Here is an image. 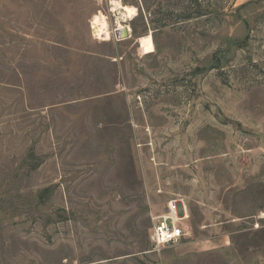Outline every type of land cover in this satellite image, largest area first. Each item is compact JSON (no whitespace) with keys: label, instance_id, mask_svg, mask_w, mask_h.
Returning <instances> with one entry per match:
<instances>
[{"label":"rangeland","instance_id":"374dc122","mask_svg":"<svg viewBox=\"0 0 264 264\" xmlns=\"http://www.w3.org/2000/svg\"><path fill=\"white\" fill-rule=\"evenodd\" d=\"M110 1L0 0V264H264V0Z\"/></svg>","mask_w":264,"mask_h":264},{"label":"built area","instance_id":"2783aa9c","mask_svg":"<svg viewBox=\"0 0 264 264\" xmlns=\"http://www.w3.org/2000/svg\"><path fill=\"white\" fill-rule=\"evenodd\" d=\"M188 217V207L182 198H170L164 211L152 217L149 239L155 249L178 242L184 235L181 223Z\"/></svg>","mask_w":264,"mask_h":264},{"label":"bare ground","instance_id":"6f19581e","mask_svg":"<svg viewBox=\"0 0 264 264\" xmlns=\"http://www.w3.org/2000/svg\"><path fill=\"white\" fill-rule=\"evenodd\" d=\"M121 5L122 4L119 1H116V0H111L110 1V6H111V10L112 11H118V9L121 10ZM120 15L121 16L119 18L121 20H123V21H126L122 11L120 12ZM120 25H121V23L118 22L117 26L120 27ZM123 28H126V27H122L120 29H117L116 31H120ZM91 30H92V34L94 36L102 35L104 40L110 39V32H109V28H108V23H107L106 17H105L104 14H102L100 12L96 15V19H95V21L92 24ZM118 39H122V37H120Z\"/></svg>","mask_w":264,"mask_h":264},{"label":"water","instance_id":"95a60500","mask_svg":"<svg viewBox=\"0 0 264 264\" xmlns=\"http://www.w3.org/2000/svg\"><path fill=\"white\" fill-rule=\"evenodd\" d=\"M129 36H130V34H129V32L127 31V28H123V29H121L120 31H116V30H115V37H116V38H120V37L127 38V37H129Z\"/></svg>","mask_w":264,"mask_h":264}]
</instances>
